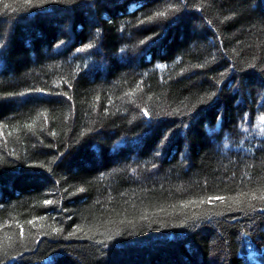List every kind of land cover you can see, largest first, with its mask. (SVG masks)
I'll use <instances>...</instances> for the list:
<instances>
[{
  "label": "trees",
  "instance_id": "obj_1",
  "mask_svg": "<svg viewBox=\"0 0 264 264\" xmlns=\"http://www.w3.org/2000/svg\"><path fill=\"white\" fill-rule=\"evenodd\" d=\"M262 117L264 0H0V264H264Z\"/></svg>",
  "mask_w": 264,
  "mask_h": 264
},
{
  "label": "snow or ice",
  "instance_id": "obj_2",
  "mask_svg": "<svg viewBox=\"0 0 264 264\" xmlns=\"http://www.w3.org/2000/svg\"><path fill=\"white\" fill-rule=\"evenodd\" d=\"M31 2H32V0H28V3H31ZM164 15H166V13H164V12H157V13H156V16H164ZM149 19H151V17H150ZM87 47H88V48H91L92 45L89 44V45H87ZM261 119H264V117H262ZM29 127H31V126H29ZM81 191H83V189H81ZM252 198H253V199L256 198V197H255V194H253ZM211 199H213V198H209V202H211ZM215 199L223 200L224 197H216ZM260 199L264 200V196H261ZM44 203H45V204H51L52 201H51V200H46V201H44ZM236 203H240L239 199H236ZM21 234H23V233H21Z\"/></svg>",
  "mask_w": 264,
  "mask_h": 264
}]
</instances>
